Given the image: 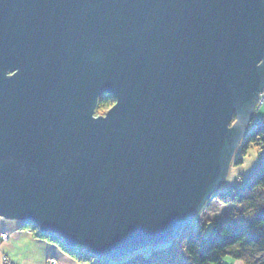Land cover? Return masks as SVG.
<instances>
[{"label":"water","instance_id":"water-1","mask_svg":"<svg viewBox=\"0 0 264 264\" xmlns=\"http://www.w3.org/2000/svg\"><path fill=\"white\" fill-rule=\"evenodd\" d=\"M263 90L264 0H0V217L103 258L164 244Z\"/></svg>","mask_w":264,"mask_h":264},{"label":"trees","instance_id":"trees-1","mask_svg":"<svg viewBox=\"0 0 264 264\" xmlns=\"http://www.w3.org/2000/svg\"><path fill=\"white\" fill-rule=\"evenodd\" d=\"M114 103V96L104 93L96 110L104 111ZM258 145L264 146V121L257 119L246 135L242 153ZM217 201L233 207L226 219L185 228L168 243L145 248L118 262L91 254L78 258L85 264H233L239 260L264 264V155L245 184L218 195ZM32 232L36 235V228ZM53 242L63 247L60 238Z\"/></svg>","mask_w":264,"mask_h":264},{"label":"rangeland","instance_id":"rangeland-1","mask_svg":"<svg viewBox=\"0 0 264 264\" xmlns=\"http://www.w3.org/2000/svg\"><path fill=\"white\" fill-rule=\"evenodd\" d=\"M113 105H112V107H113ZM112 107H110L109 109H111ZM109 109H105L104 111H99V112L95 109L94 116L95 117H97L99 115L100 116H105L106 112ZM260 112H264V90L259 94L258 101H257V104H256V108H255V116H254L252 122L248 125V130H247L246 135L248 134V131L251 130L255 120L258 119V120L264 121L263 118L261 119V118L258 117V114ZM246 135L244 136V139L241 142L242 144L234 152V157L232 159V162L230 163L231 164L230 165V169L228 171V174H227L228 176H227V178H226V180L224 182V185H222V187L219 190H217L214 195L211 196V198L204 204V206L202 207L203 209L199 212V214L194 216V218L186 225L185 228H190V227H193V226L195 227V226H198L201 223L205 224L208 221L224 220V219H226L227 213L232 211L233 207L232 206H227V205L226 206L221 205L217 201V196L222 194V193L231 191L232 189L236 188V186L238 187L239 185L245 184L247 178L256 169V167L250 173L246 174V176L245 175H240V174L237 175L236 174L238 167L239 166L241 167V165H243V163L245 164L246 163L245 161H249L250 158H252V160H253V158L256 159V157H258V159L260 161L262 156L264 155V150H263L264 146H262V145L251 147L245 152V154L242 153V147L244 145V140L246 138ZM259 161H258V164H259ZM228 183L230 185H228ZM0 218H2V217H0ZM4 219H7V218H4ZM7 220H11L13 222L14 221L17 222L19 224V227L21 228V230L27 231L32 237H35V238H38V239H42L44 241H50L53 244H56L55 242H53L55 239L57 240V238H60V236L58 234L56 235L54 233H50V232H47V231L45 232L36 223L33 224V223H29L27 221H21V220H16V219H13V220L12 219H7ZM35 228H36V232H37L36 235L32 232V230L35 229ZM4 234L7 235V238H2V236ZM177 237H175V238H177ZM9 239L10 238H9L7 233H5V232L0 233V246L4 242L8 241ZM174 239H172V240H174ZM51 240H53V241H51ZM172 240L166 241L165 243H168V242H170ZM62 242H63V244H62L63 247L60 246V248L65 253L71 255V257L77 258L78 261L83 262L82 259L78 258L79 256L80 257H84V255L87 256V255L91 254V252L87 251L86 247H84V246H82L80 244H78V245H70V244L65 243L63 240H62ZM56 245H58V244H56ZM160 245H163V244H160ZM153 246H158V245H153ZM153 246L143 247V249L149 248V247H153ZM143 249H141V250H143ZM141 250H139V251H141ZM139 251H136V252L138 253ZM136 252H134V253H136ZM0 253H1V251H0ZM134 253H132V254H134ZM91 255H94V254H91ZM95 256H97V255H95ZM127 256H130V255H126L124 257H127ZM124 257H122V258H124ZM106 258L109 259L110 261L114 260V261H117V262H118V260H122V258H120V259L108 258V257H106ZM0 260H1V264H10V260L6 259L5 256L4 257L1 256ZM239 261H235V262H239ZM240 262H242V261H240ZM49 264H58V262H57L56 259L52 258V259L49 260ZM233 264H234V262H233Z\"/></svg>","mask_w":264,"mask_h":264},{"label":"crops","instance_id":"crops-1","mask_svg":"<svg viewBox=\"0 0 264 264\" xmlns=\"http://www.w3.org/2000/svg\"><path fill=\"white\" fill-rule=\"evenodd\" d=\"M264 119V112L258 114ZM249 159L239 166L236 174L245 175L250 173L258 165V157ZM230 183V182H229ZM228 183V185H230ZM7 233L9 240L1 244L0 257H6L10 264H49V260L54 258L58 264H85L77 258L65 253L60 246L50 241H44L32 237L27 231L21 230L17 222L0 218V233ZM1 264V260H0ZM234 264H243L234 262Z\"/></svg>","mask_w":264,"mask_h":264},{"label":"bare ground","instance_id":"bare-ground-1","mask_svg":"<svg viewBox=\"0 0 264 264\" xmlns=\"http://www.w3.org/2000/svg\"><path fill=\"white\" fill-rule=\"evenodd\" d=\"M17 71H18V69H17V70L8 71L7 74H6V76H7V75H12V74H14V73L17 72Z\"/></svg>","mask_w":264,"mask_h":264},{"label":"built area","instance_id":"built-area-1","mask_svg":"<svg viewBox=\"0 0 264 264\" xmlns=\"http://www.w3.org/2000/svg\"><path fill=\"white\" fill-rule=\"evenodd\" d=\"M2 238H7V235H6V234H4V235L2 236Z\"/></svg>","mask_w":264,"mask_h":264}]
</instances>
